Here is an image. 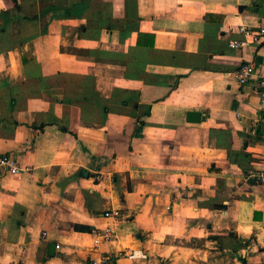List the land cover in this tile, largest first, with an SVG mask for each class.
Masks as SVG:
<instances>
[{
    "label": "crops",
    "instance_id": "obj_1",
    "mask_svg": "<svg viewBox=\"0 0 264 264\" xmlns=\"http://www.w3.org/2000/svg\"><path fill=\"white\" fill-rule=\"evenodd\" d=\"M17 2L0 0V154L31 170L0 178V264H264V38L230 46L264 0Z\"/></svg>",
    "mask_w": 264,
    "mask_h": 264
},
{
    "label": "built area",
    "instance_id": "obj_2",
    "mask_svg": "<svg viewBox=\"0 0 264 264\" xmlns=\"http://www.w3.org/2000/svg\"><path fill=\"white\" fill-rule=\"evenodd\" d=\"M239 31L246 36L245 40H232L230 42L231 47H243L249 43L250 38L252 41H260L264 38V27L254 29L246 25L239 27ZM255 66L252 62L244 63L239 66L235 71L236 78L240 84H245L255 78ZM259 84L260 102L262 109V116L264 120V75L257 78ZM29 166L21 165L14 156L11 154H0V178L9 175L21 174L25 171H30ZM257 180L264 186V158L263 166L257 170L255 174ZM104 216L119 219L121 217V211L119 209L107 210L104 212ZM117 236V230L113 226H106L97 231L94 235V246L98 248L101 243L110 242ZM60 248V245H57ZM128 256L132 258H144L146 254L142 250L133 249L128 253ZM116 257L112 256L109 252H102L99 257L92 259V264H114Z\"/></svg>",
    "mask_w": 264,
    "mask_h": 264
},
{
    "label": "water",
    "instance_id": "obj_3",
    "mask_svg": "<svg viewBox=\"0 0 264 264\" xmlns=\"http://www.w3.org/2000/svg\"><path fill=\"white\" fill-rule=\"evenodd\" d=\"M189 114H191L193 117H195V120L196 119H199V117H200V112H198V111H191ZM55 247H56V244L55 243H52L51 244V247H50V249H51V251L52 250H55Z\"/></svg>",
    "mask_w": 264,
    "mask_h": 264
},
{
    "label": "trees",
    "instance_id": "obj_4",
    "mask_svg": "<svg viewBox=\"0 0 264 264\" xmlns=\"http://www.w3.org/2000/svg\"><path fill=\"white\" fill-rule=\"evenodd\" d=\"M15 3H16V7L20 8V7H19V4H18V2H17V0H15ZM25 61H27V58L24 57V62H25ZM76 228H78V229H83V228H81V226H76Z\"/></svg>",
    "mask_w": 264,
    "mask_h": 264
}]
</instances>
